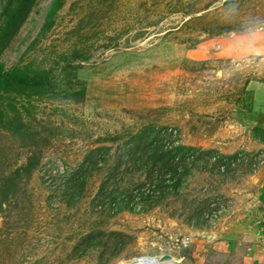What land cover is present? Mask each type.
I'll list each match as a JSON object with an SVG mask.
<instances>
[{
  "label": "rangeland",
  "instance_id": "1",
  "mask_svg": "<svg viewBox=\"0 0 264 264\" xmlns=\"http://www.w3.org/2000/svg\"><path fill=\"white\" fill-rule=\"evenodd\" d=\"M55 1L36 0L0 56L6 67L31 61L52 69L50 95L16 99L28 106L23 120L42 130V149L22 146L0 126V264H124L142 256L243 263L247 247L264 241V206L248 208L243 180L264 167V111L252 110L253 89H245L248 78L264 84V0H62L41 34ZM215 21L239 28L208 34ZM74 71L85 81L81 101L65 93L80 87ZM142 116L176 127L186 144L238 155L202 157L179 192L151 208L123 207L120 180L95 199L97 172L68 182L98 136ZM33 151L34 170L18 172Z\"/></svg>",
  "mask_w": 264,
  "mask_h": 264
},
{
  "label": "trees",
  "instance_id": "2",
  "mask_svg": "<svg viewBox=\"0 0 264 264\" xmlns=\"http://www.w3.org/2000/svg\"><path fill=\"white\" fill-rule=\"evenodd\" d=\"M61 1L54 2L41 28V34L51 28V15ZM35 3L36 0H5L0 15V56L14 40ZM236 28L239 25L227 21H215L206 26L207 33L211 35ZM80 65L69 63L73 68L81 67ZM71 75V79H75L80 87L65 92L66 97L81 101L85 97V81L79 79L75 71ZM251 79L248 78L247 84ZM51 83L52 69L47 66L30 61L6 67L0 59V126L18 137L22 146H29L34 151L45 145L40 140L43 132L32 129L23 120V109L27 111L28 106L21 102L18 105L16 99L22 97L29 100L32 97L43 98L50 95ZM142 118L139 122L124 124L121 129L98 136L95 144L84 152L82 160L69 174L68 182L74 186L83 184L97 172L100 185L95 199H105L107 190L113 188L112 185L119 184L120 180L122 183L118 187L117 195L120 202L126 203L123 207L131 206L130 203L135 201L145 208H151L170 193H178L183 178L202 157L212 156L221 161L238 155L186 144L177 135L176 127L159 122L157 118ZM46 126L48 125H43ZM58 128L46 127L47 130L54 129L53 134L60 133ZM34 151L28 157L27 163L17 169L18 172L27 170L30 174L34 170L39 161Z\"/></svg>",
  "mask_w": 264,
  "mask_h": 264
},
{
  "label": "crops",
  "instance_id": "3",
  "mask_svg": "<svg viewBox=\"0 0 264 264\" xmlns=\"http://www.w3.org/2000/svg\"><path fill=\"white\" fill-rule=\"evenodd\" d=\"M246 89H253L252 110L261 109V111H264V84L259 81H249ZM225 153L230 154V152ZM243 180L246 185L244 196L245 199L249 200L248 208L253 209L259 206L262 208L264 206V167L249 171ZM249 231L246 233H249ZM244 236L249 239L254 238L252 234H245ZM241 264H264V241L253 242L249 245L244 252L243 263Z\"/></svg>",
  "mask_w": 264,
  "mask_h": 264
},
{
  "label": "bare ground",
  "instance_id": "4",
  "mask_svg": "<svg viewBox=\"0 0 264 264\" xmlns=\"http://www.w3.org/2000/svg\"><path fill=\"white\" fill-rule=\"evenodd\" d=\"M169 258V257H168ZM159 258L155 256H142L136 260H132L130 262L124 264H175V259L171 258Z\"/></svg>",
  "mask_w": 264,
  "mask_h": 264
}]
</instances>
